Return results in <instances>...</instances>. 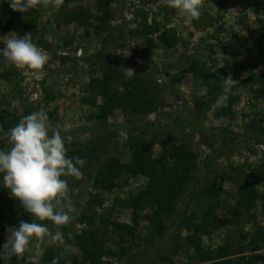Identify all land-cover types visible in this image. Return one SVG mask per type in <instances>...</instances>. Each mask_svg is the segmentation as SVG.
<instances>
[{"label": "rangeland", "instance_id": "obj_1", "mask_svg": "<svg viewBox=\"0 0 264 264\" xmlns=\"http://www.w3.org/2000/svg\"><path fill=\"white\" fill-rule=\"evenodd\" d=\"M99 1L63 0L56 7L31 9V20L37 25L33 42L49 56L43 69L45 75L37 80L28 70L6 69L0 64V75L9 73V80L0 78V111L22 115L25 108L30 113L43 109L50 124L60 126L66 155L75 150L92 155L88 174L65 179L79 213L95 215L97 219L110 211L114 221L132 223V210L125 203L147 188L148 178L124 174L111 192L98 190L94 181L110 158L131 162V142L137 138L148 141L152 157L158 162L173 160L175 147L190 150L197 157L196 171L173 213L163 218L164 235L142 220L136 228L138 239L134 246L128 249V243L119 245V239L111 236L108 247L114 252L124 246L126 250L122 257L106 256L103 261L201 264L194 259L185 224L201 223L203 213L215 202L203 192L210 189L220 195L216 210L220 218L229 216L246 180L264 193V88L260 83L264 64H255L254 52L258 38L262 36L264 41V0H204L201 16L192 20L178 15L166 0H109L110 14L104 25L98 19L102 15ZM78 11L90 17L87 26L64 22L66 14ZM27 13L15 12L8 0H0V37L16 32L4 28L13 15L19 36L28 33L20 26L28 18ZM155 24L160 25V31L140 34L145 25ZM235 25H239L238 31ZM170 28L179 37L178 44L171 48L160 40L164 30ZM124 50L130 55H123ZM196 62L220 79L231 74L234 85L222 87L219 82L222 95L233 105L230 116H218L215 104L209 109L196 106L197 100L207 99L209 90L200 75L191 71ZM105 64L115 68L119 90L123 89L121 83L141 79L155 102L153 110L142 115L118 108L106 119H99L102 98H97L96 105L84 101L95 95L91 84L103 76ZM5 132L0 127V136ZM6 147V141H0V149ZM24 215L30 216L0 210V248L6 242V229L17 227ZM250 215L251 218L243 214L234 225H217L203 237L204 247L216 250L236 243L245 247V264H264V242L257 251H251L249 246L252 235L264 229L262 200L257 201ZM78 216L60 229L74 251L65 245L44 244L39 264L52 249L64 264L81 256L76 236L86 226ZM46 223L51 227V222ZM0 264L4 261L0 260ZM10 264L25 261L13 257Z\"/></svg>", "mask_w": 264, "mask_h": 264}, {"label": "trees", "instance_id": "obj_2", "mask_svg": "<svg viewBox=\"0 0 264 264\" xmlns=\"http://www.w3.org/2000/svg\"><path fill=\"white\" fill-rule=\"evenodd\" d=\"M98 5L99 10L102 12L101 17H98V19L104 25L110 14L109 0H100ZM27 16L28 18L25 21H21L20 26L28 33H32V36H35L37 25L34 20H31V10L27 13ZM89 20L90 17L82 11L69 12L64 18L66 24L78 23L81 26H87ZM4 26L5 31L17 32L20 30L17 27L14 15ZM160 29L159 24L152 26L145 25L140 34L158 32ZM178 38L176 31L170 28L164 30L160 40L171 48L178 44ZM263 42V37L261 36L254 43L256 65L264 64ZM98 56L100 59H104L101 54ZM191 71L198 73L209 89L207 99L197 100L196 106L198 108L209 109L213 104L216 105L215 101L217 97L222 95L219 87V76L207 71L197 62L191 67ZM0 78L9 80V73L6 72L0 75ZM116 78L118 79L115 68L112 65L105 64L103 65V76L95 79L91 84L92 90L96 91V93L84 102L96 105L97 98H102L103 102L99 108L101 115L99 119H106L113 110L118 108L123 109L125 112L132 111L133 113L142 115H146L153 110L155 102L147 92V87L141 79L136 78L132 81L123 82L121 83L123 89L119 90L116 86ZM260 83L264 88V75L260 78ZM232 106V102L230 101H226V105L224 106H217L218 116H230ZM24 110L25 112L22 115L6 110L0 111V127L5 131L14 127L22 117L30 114L29 109L25 108ZM129 148L132 151L130 163H122L117 158H110L103 169L97 173L94 181L95 187L98 190L111 192L117 187L118 180L124 174L142 175L148 178L147 188L125 203V206L132 210V223L114 221L110 211L98 219L95 215L80 213L78 221L84 224L86 228L83 229L80 235L76 236L81 256L75 258L71 264H108L103 261L104 257H122L126 250L125 246L114 252L108 247V239L111 236L117 237L119 245L128 243L131 246L128 249H131L135 244V240L138 239L136 228L142 220H146L157 234L163 236L165 233L163 218L173 213L177 201L184 193L196 171L197 157L185 147L173 148L174 159L167 162H158L153 159L151 153L152 146L145 139L137 138L131 142ZM92 152L94 151L92 150ZM89 156L92 155H86L85 152L76 150L67 155L68 158L79 157L86 160V164L82 168L83 176L89 172L87 167L88 161L91 159ZM62 178L65 179V177ZM203 194L209 200H215V202L203 213L201 223L188 222L185 224L190 234L187 240L194 251V259L201 264L212 261H220L221 264H245V256H243L245 251L244 246L229 243L218 247L216 250H207L203 245V237L209 236L219 224H236L243 214H247L251 218V211L256 206L257 201L262 200L264 204V193H259L251 181L246 180L244 187L239 191L235 204L228 211L229 216L223 218H220L216 213L220 195L210 189H206ZM0 210L10 214L25 213L18 201L10 197L9 191L2 184H0ZM147 210H150V212L143 214ZM1 220L0 218V223ZM21 220L30 222L31 217L24 215ZM243 238L245 239L246 237ZM262 242H264V229H258L250 239V250H259ZM1 243L0 240V245ZM54 257H59L58 264H64L60 255L53 249L46 252L40 264H52Z\"/></svg>", "mask_w": 264, "mask_h": 264}, {"label": "clouds", "instance_id": "obj_3", "mask_svg": "<svg viewBox=\"0 0 264 264\" xmlns=\"http://www.w3.org/2000/svg\"><path fill=\"white\" fill-rule=\"evenodd\" d=\"M63 0H8L13 11L27 13L37 6L45 8L61 5ZM167 6L188 20L202 14L204 0H166ZM239 30V25L234 26ZM0 64L5 68L28 70L40 80L44 77V66L49 56L46 50L33 42L32 33L19 36L9 32L0 37ZM123 55L130 52L124 50ZM132 71V70H128ZM222 87L235 84L231 74L221 78ZM217 106L226 105L223 95L217 97ZM8 147L0 149V178L10 197L18 201L23 210L30 214L31 221H20L19 227L6 229V242L0 248V260L10 264L13 257L25 264H39L42 245H67L60 230L80 213L69 195L70 189L62 177L81 178L86 160L68 158L60 126H52L43 109L34 111L20 119L18 124L0 136ZM51 222V227L48 223ZM54 257L52 264H58Z\"/></svg>", "mask_w": 264, "mask_h": 264}]
</instances>
